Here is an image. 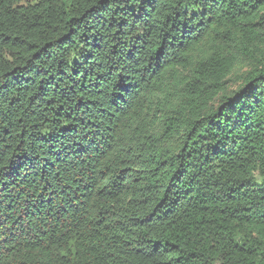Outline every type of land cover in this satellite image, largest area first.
Listing matches in <instances>:
<instances>
[{
    "label": "trees",
    "instance_id": "obj_1",
    "mask_svg": "<svg viewBox=\"0 0 264 264\" xmlns=\"http://www.w3.org/2000/svg\"><path fill=\"white\" fill-rule=\"evenodd\" d=\"M0 264H264V0H0Z\"/></svg>",
    "mask_w": 264,
    "mask_h": 264
},
{
    "label": "rangeland",
    "instance_id": "obj_2",
    "mask_svg": "<svg viewBox=\"0 0 264 264\" xmlns=\"http://www.w3.org/2000/svg\"><path fill=\"white\" fill-rule=\"evenodd\" d=\"M29 1H31V2H32V1H35V0H29Z\"/></svg>",
    "mask_w": 264,
    "mask_h": 264
}]
</instances>
